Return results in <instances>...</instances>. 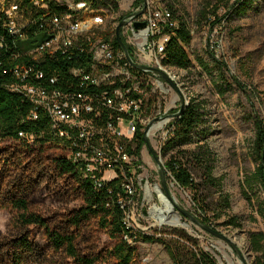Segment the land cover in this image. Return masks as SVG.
I'll return each instance as SVG.
<instances>
[{
    "label": "rangeland",
    "instance_id": "obj_1",
    "mask_svg": "<svg viewBox=\"0 0 264 264\" xmlns=\"http://www.w3.org/2000/svg\"><path fill=\"white\" fill-rule=\"evenodd\" d=\"M114 1L118 8L108 5L98 9L107 14L102 17V30L109 39L113 37L111 31L119 18L139 11L143 3L171 6L175 15L185 19L191 30V43L185 47L192 61L190 69L165 66L161 63L162 57L157 56L160 68L173 79L177 89L151 72L143 74V82L148 83L146 88L151 94L147 99L151 102V109L146 113L149 121L142 132L163 170L164 164L175 157L190 171L194 181V190H185L169 173V178L166 177L169 199L185 225L160 223L149 212L160 205L155 186L161 191L162 188L159 166L146 145L141 150L143 167L140 175L143 186L146 180L149 182L153 199L136 207L135 216L142 215L136 227L131 221L127 224L145 235L153 236L155 231H161L160 236L165 239L173 238V229L183 231L198 242V250L208 255L214 264H256L259 254L251 251L248 233L262 232L264 235V187L257 183L249 186L245 179L257 166L252 155L255 121L264 127V0L246 1L235 11L230 9L235 0H142L139 4L137 0ZM58 2L75 9L68 1ZM95 35H98L96 31ZM124 38L132 45L127 35ZM132 47L138 63L158 67L156 61L145 63L139 59V52ZM210 53L217 58L219 68L213 66ZM36 55H39L38 51ZM200 60L208 65L211 74L202 69ZM220 76L223 79H220L218 88L212 77ZM191 97L203 105L201 123L189 138L177 141L170 148L166 142L175 116L169 115L177 113L181 102L185 106ZM156 117L161 118L152 122ZM148 124H151L150 128ZM206 148L211 155L204 157ZM206 166L212 168L215 183L208 180ZM142 189L139 187L141 193ZM226 197L228 207L225 206ZM175 206L199 219L206 217L207 224L225 234L238 247L244 261L226 241L201 229ZM231 216L236 218L239 227L224 225ZM6 222L7 217L0 214V229L6 228ZM136 245L142 263L172 264L161 242L139 239Z\"/></svg>",
    "mask_w": 264,
    "mask_h": 264
},
{
    "label": "trees",
    "instance_id": "obj_2",
    "mask_svg": "<svg viewBox=\"0 0 264 264\" xmlns=\"http://www.w3.org/2000/svg\"><path fill=\"white\" fill-rule=\"evenodd\" d=\"M73 1L96 9L107 8L108 5L118 8L114 0ZM246 1L250 0H235L230 4V9L239 10ZM139 3L142 0H137ZM53 12L75 13V10L54 1ZM171 12L177 27H170L172 31L167 33L168 40L161 63L188 70L192 67V61L185 47L191 43V30L185 19L175 15L173 9ZM96 32L102 34V31ZM120 32L129 55L135 59L134 48L126 42L122 29ZM111 34L113 37L110 43L114 49L119 50L113 30ZM0 35H4L7 48L10 47L7 51H0V214L7 217L6 228L0 229V264H142L136 245L139 239L161 242L172 264H214L208 255L198 250V242L183 231L173 229V238L170 239L160 236L161 231H155L153 236L135 231L125 221L128 208L121 200L124 195L121 179L110 182L104 179L100 187H95L94 180L83 174L78 164L67 154H63V147L57 139L48 140L46 131L50 121L44 111L38 119L27 120L31 108L27 96L21 91L8 88L12 75L3 72L15 65V58H8L9 53L21 50L17 43L16 48L12 45L14 35L7 33V27L0 26ZM86 52H89L87 45ZM38 53L44 55L58 51L48 52L43 49ZM210 55L213 66L219 68L217 58L212 53ZM199 64L202 69L212 73L207 64L201 60ZM71 69L64 68L65 78L74 79ZM212 79L218 87L223 77ZM202 106L200 101L191 97L188 104L179 109L168 132L166 143L170 148L177 141L189 138L201 123ZM150 109L151 102L148 101V111ZM21 132L33 134V138L28 140L21 136ZM133 143L134 149L131 151L141 160L145 139L140 126H137ZM210 155V150L204 149L203 156ZM252 155L257 166L245 181L249 186L257 183L264 187V127L257 121ZM205 171L210 183H215L212 168L206 166ZM164 173L167 178L169 173L181 188L194 190L190 171L178 163L175 157L164 164ZM227 200L228 197L225 199L226 207L229 206ZM201 221L209 223L206 217H201ZM224 225L240 226L234 216L229 217ZM248 242L251 251L259 254L256 264H264L262 232H249Z\"/></svg>",
    "mask_w": 264,
    "mask_h": 264
},
{
    "label": "built area",
    "instance_id": "obj_3",
    "mask_svg": "<svg viewBox=\"0 0 264 264\" xmlns=\"http://www.w3.org/2000/svg\"><path fill=\"white\" fill-rule=\"evenodd\" d=\"M54 1L70 2L75 13L53 12ZM106 15L73 0H0V26L14 35L15 48L18 40L40 33L50 36L28 52L11 51L8 58H15V65L3 72L12 75L8 88L26 91L31 107L27 120L38 119L42 111H52L60 119L63 154L68 155V149L78 151L94 178H106L108 182L121 179V200L128 208V220L135 226L142 217L135 216L136 207L153 199L149 182L142 185L141 161L131 151L137 126L142 130L149 121L147 99L151 94L148 83L143 82L144 73L131 66L121 49L118 61L110 62L111 46L102 30V17ZM124 19L122 33L139 52L138 58L145 63L155 61L161 42H166L172 29L161 25L160 17L147 4L141 16L131 13ZM141 21L145 27L135 30L134 23ZM95 31H102L101 44L93 52H86V42H91ZM7 46L4 35H0V51H7ZM40 46H58V53L36 55ZM64 68L74 69V79L65 78ZM46 132L48 140H56L51 126ZM21 136L33 138L30 133L21 132ZM139 187L144 188L142 193Z\"/></svg>",
    "mask_w": 264,
    "mask_h": 264
},
{
    "label": "bare ground",
    "instance_id": "obj_4",
    "mask_svg": "<svg viewBox=\"0 0 264 264\" xmlns=\"http://www.w3.org/2000/svg\"><path fill=\"white\" fill-rule=\"evenodd\" d=\"M146 4L144 7V10L146 8ZM148 6H150L151 10H153L156 13L157 17H160L161 25H166L168 27H177L176 21L172 20V12L168 6H159V5L152 6L150 4H148ZM144 10H143V12H144ZM141 15H139V16H141ZM127 16H129V15H127ZM135 16L138 17V15H135ZM114 37H115V35H114ZM101 38H102V35H95V37H91V42H86V45L89 47V52H93V49H98V45L101 44ZM26 39H28V38H26ZM106 39H107L108 43H110L111 39H109L107 37H106ZM167 40H168V35L166 36V42H167ZM166 42H161V46H159L158 55L161 57H163ZM110 46H111L110 47V62H117L118 58H119V50L114 49L112 47L111 43H110ZM43 49L48 50V52H55V51H58V46H40V48H36V51L40 52ZM158 55H156L155 61H156L157 65L159 66L160 65L159 60L157 59ZM133 60L136 62L135 59H133ZM136 70H138V69H136ZM142 72H145V71H142ZM70 73L74 76V69L73 68L71 69ZM146 73H150V72H146ZM13 89L16 91H21L26 95V91L23 89H20V88H13ZM44 113H46L48 118H49V121H50L49 123L51 126V131L53 132V135H56L57 142L59 143V145H61L63 147L62 141H64V132L60 131V119L55 117L52 114V111H44ZM158 127H160V124ZM58 143L56 146H58ZM61 146H59V147H61ZM68 156L74 163L78 164V167L83 172V174L85 173L86 175H89L94 180L95 187H100L104 183L103 181L106 178H94V177H92L90 170L87 169V167H86L85 157H80V155L78 154V151H76L75 149H68ZM106 180L108 181V179H106ZM154 190L157 193V197H158V200L160 201V205L150 211L152 214V217L154 219L158 220V222H160V223L167 222V223H170L173 225H179V224L185 225V224L181 223V218L174 211L173 205H172V202L170 201V199L165 194L162 193V191L160 190V188L158 186H155ZM128 219H129V211H125V221L128 222L129 221ZM142 264H144V263H142Z\"/></svg>",
    "mask_w": 264,
    "mask_h": 264
},
{
    "label": "water",
    "instance_id": "obj_5",
    "mask_svg": "<svg viewBox=\"0 0 264 264\" xmlns=\"http://www.w3.org/2000/svg\"><path fill=\"white\" fill-rule=\"evenodd\" d=\"M145 7V3H143V8L137 12H134L133 14L135 15H141L143 13ZM126 25V20L124 18H122L117 25L115 26L114 29V35H115V39L116 42L118 44V46L123 50L125 58L127 59V61L131 64V66L135 69L141 70V71H145V72H151L159 77H161L162 79H164L166 82H168L174 89H177L176 84L174 83L173 79L165 72L163 71L159 66L155 67V66H151V65H145L142 63H137L135 62L132 57L129 55L126 44L124 43V41L122 40V36H121V29L123 26ZM146 25V23L144 21L141 22H135L134 23V29L135 30H139L144 28ZM50 38L49 35L45 34V33H40L37 36H35L32 39H27V40H19L17 41V45L18 48L22 51V52H28L32 49H34L36 46L40 45L43 41L48 40ZM184 106V103L181 102V107L180 109ZM179 112V111H178ZM177 113L173 114V115H169V116H176ZM168 117V116H166ZM161 117H156L153 121H157L159 120ZM151 124H148L147 127H150ZM145 139V145L148 148V150L151 152V155L154 159V161L158 164L159 166V173H160V185L162 188V191L164 192V194L171 199L169 191H168V187H167V183H166V176L164 173L163 168L161 167L157 157L154 155V153L151 150V146L149 144V141L147 139V136H144ZM186 218H188L191 222L195 223L196 225H198L201 229H203L204 231L212 234L213 236H216L224 241H226L235 251V253L241 258L242 261H244V258L240 252V250L238 249V247L236 245H234L231 241V239L229 237H227L225 234H223L222 232L218 231L217 229L213 228L212 226H210L207 223H204L201 221V219L197 218L196 216L192 215L191 213L183 210L182 208L175 206ZM245 263V262H244Z\"/></svg>",
    "mask_w": 264,
    "mask_h": 264
}]
</instances>
